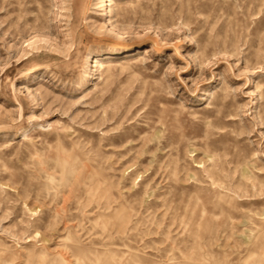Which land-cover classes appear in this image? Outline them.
Listing matches in <instances>:
<instances>
[{"label": "rangeland", "instance_id": "obj_1", "mask_svg": "<svg viewBox=\"0 0 264 264\" xmlns=\"http://www.w3.org/2000/svg\"><path fill=\"white\" fill-rule=\"evenodd\" d=\"M117 1L0 0V264H264V0Z\"/></svg>", "mask_w": 264, "mask_h": 264}, {"label": "bare ground", "instance_id": "obj_2", "mask_svg": "<svg viewBox=\"0 0 264 264\" xmlns=\"http://www.w3.org/2000/svg\"><path fill=\"white\" fill-rule=\"evenodd\" d=\"M106 1H108V4L103 3L102 5H105V6H106V5H108V6H113V5H117V3H118L117 0H106ZM148 51H149V50H146V53H148ZM136 61H137V60H134V62H136ZM104 63H105V62L102 61V60H98V59L96 60V65L99 66V67H101V68H103V69L105 68ZM138 63H139V62H138ZM96 65H95V66H96ZM107 69H108V68H107ZM223 105L225 106L226 103H224ZM209 175H210L211 177H213V174H212V173H210ZM212 180H213V179H212ZM215 181H216V179H215Z\"/></svg>", "mask_w": 264, "mask_h": 264}]
</instances>
